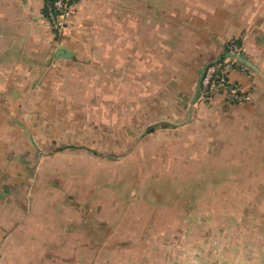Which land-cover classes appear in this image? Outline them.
<instances>
[{"label":"crops","instance_id":"1","mask_svg":"<svg viewBox=\"0 0 264 264\" xmlns=\"http://www.w3.org/2000/svg\"><path fill=\"white\" fill-rule=\"evenodd\" d=\"M233 39L254 66L230 74L249 98L196 99L206 67ZM60 46L70 58H59ZM111 103L116 119L131 116V132L143 133L138 145L168 128L204 133L200 142L209 143L210 162L225 175L211 179V195L224 194L226 180L230 218L222 227L245 228L244 238H212L211 250L189 263L185 253L156 252L148 244L154 237L140 241L122 223L119 204L85 202L58 183L34 188L30 178L41 175L46 156L4 154L0 264H264V0H78L61 34L45 0H0V148L26 146V138L12 144L11 133L69 132L75 116H106ZM39 141L31 148L48 144ZM13 161L26 171H12ZM139 242L148 245L140 250Z\"/></svg>","mask_w":264,"mask_h":264},{"label":"rangeland","instance_id":"2","mask_svg":"<svg viewBox=\"0 0 264 264\" xmlns=\"http://www.w3.org/2000/svg\"><path fill=\"white\" fill-rule=\"evenodd\" d=\"M234 41L236 39L224 43V56L226 47ZM237 83L246 95L243 101L226 100L223 93L216 96L221 95L233 104L244 102L249 93L240 82ZM199 98L206 104L215 99L206 101L202 96ZM113 112L114 103H111L107 105L106 116L97 112L88 117L75 116V124L67 125L71 128L69 132L60 128L57 133H11V143L17 140L23 143L22 139L26 138V148H0V156L28 155L32 160L35 155L46 156L40 164L41 175L30 178L34 188H51L58 183L61 188L68 186L81 192L80 199L85 202L119 204L122 214H118L124 217L122 223L131 225L140 241V237H154L153 243H148L154 251L162 252L164 248L171 253H185L188 263L194 262L195 253L211 250L212 238L218 237V244L226 243L228 238L231 244L244 238L245 228L232 227L229 222L228 227H222L223 221L230 218V213L223 210L229 203L226 180L221 183L224 184V194L217 196L211 195V179L218 175L221 182L225 175H222L220 165L211 164L210 145L200 142L201 137L205 138L199 128H168L149 133L138 145L136 139L143 133L131 132L130 128L137 125L131 116L116 119ZM57 134L59 143L51 146L49 142L57 139ZM40 137L48 141L47 146L31 148L30 142L33 139L40 142ZM70 145L82 147H66ZM33 165L29 164V169ZM10 167L14 172L26 171V166L17 165L14 161ZM215 171L219 173H213ZM17 180L11 179V183ZM129 232L124 231L121 235H130ZM148 244L139 242L134 245L141 250Z\"/></svg>","mask_w":264,"mask_h":264},{"label":"built area","instance_id":"3","mask_svg":"<svg viewBox=\"0 0 264 264\" xmlns=\"http://www.w3.org/2000/svg\"><path fill=\"white\" fill-rule=\"evenodd\" d=\"M78 0H45V10L51 26L59 33L68 26ZM226 55L211 64L204 76L201 87L202 99L211 101L215 95L223 93L226 100L241 102L246 95L239 83L230 79L234 70L245 71L234 55H242V46L236 42L226 47Z\"/></svg>","mask_w":264,"mask_h":264},{"label":"water","instance_id":"4","mask_svg":"<svg viewBox=\"0 0 264 264\" xmlns=\"http://www.w3.org/2000/svg\"><path fill=\"white\" fill-rule=\"evenodd\" d=\"M60 50H59V54H58V56H59V58H70L71 57V55H72V52L71 51H69L65 46H60V48H59ZM234 57L235 58H237V60L239 61V62H241L242 64H244V65H247V66H250V67H254L253 65H252V63H251V61L250 60H248L246 57H245V55H234ZM216 62V61H215ZM214 62V63H215ZM209 67V66H208ZM208 67H206V69H205V71H204V73H203V75H202V77H201V80H200V82H199V89H198V93H197V96H196V99H197V97H200V90H201V87H202V81H203V78H204V76H205V73H206V70H207V68Z\"/></svg>","mask_w":264,"mask_h":264},{"label":"trees","instance_id":"5","mask_svg":"<svg viewBox=\"0 0 264 264\" xmlns=\"http://www.w3.org/2000/svg\"><path fill=\"white\" fill-rule=\"evenodd\" d=\"M236 43H238L239 45H241V42H240V40H238V41H235ZM240 65H243V64H240ZM246 66V65H245Z\"/></svg>","mask_w":264,"mask_h":264}]
</instances>
